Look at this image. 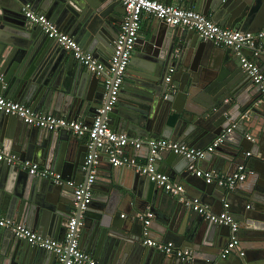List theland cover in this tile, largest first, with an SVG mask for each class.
I'll return each mask as SVG.
<instances>
[{
	"label": "water",
	"instance_id": "obj_1",
	"mask_svg": "<svg viewBox=\"0 0 264 264\" xmlns=\"http://www.w3.org/2000/svg\"><path fill=\"white\" fill-rule=\"evenodd\" d=\"M185 1L223 28L264 32V0ZM25 5L45 14L100 59V53L110 56L122 4L117 0H0V73L6 98L34 111L79 118L90 126L97 109L109 100L103 79L78 67L71 53L27 21L22 12ZM143 52V62L130 58L118 101L104 115L108 125L130 137L166 139L199 149L221 137L215 151L206 153L200 163L225 175L246 167L248 181L238 182L233 189L205 183L188 169L187 159L172 152H160L156 158L165 160L163 171L182 185L194 187L195 195L217 207V213L236 196L243 207L256 212L235 218L245 255L233 260L219 257L228 240V227L203 219L146 176L111 165L107 174L95 176L91 204L81 214L80 247L98 264H264V99L260 85L249 83L232 49L163 22ZM170 69V80L165 82ZM0 149L61 174L65 184L59 185L0 162V213L38 235L62 240L75 210L74 186L85 185L91 170L84 168L89 151L82 137L33 127L0 111ZM146 212L152 217L145 237L140 217ZM150 237L191 251V259L181 261L147 247L143 241ZM55 262L52 252L14 237L0 238V264Z\"/></svg>",
	"mask_w": 264,
	"mask_h": 264
},
{
	"label": "built area",
	"instance_id": "obj_2",
	"mask_svg": "<svg viewBox=\"0 0 264 264\" xmlns=\"http://www.w3.org/2000/svg\"><path fill=\"white\" fill-rule=\"evenodd\" d=\"M119 2L123 6L124 13L107 63L98 60L91 53L84 50L72 36L62 32L47 16L35 12L30 5L23 7L22 12L27 21L37 26L48 38L56 41L66 52L71 53L73 58L85 70L103 79L109 100L104 106L97 109L94 120L89 126L81 120H70L34 111L24 104L0 96V111L6 115L18 117L24 123L33 127L43 128L48 131L65 130L72 135L85 137L89 152L84 161V168L91 167L87 183L74 186L73 203L75 210L72 212L62 240L40 236L2 215H0V232L7 231L18 240L25 241L41 250L52 252L56 257L55 264H98L90 254L82 251L79 245V238L80 230L83 226L81 214L92 198V184L99 162L97 151L102 150L107 155L111 167H127L146 176L150 182L161 187L170 196L177 198L203 219L219 226L228 227V240L221 251L220 257L226 258L234 252L239 257H242L244 252L240 248L239 224L227 210L228 205L224 204V208L220 213L213 212L210 206L202 203L200 199L187 197L183 185L172 181L167 174L159 172L155 166L158 153L172 152L187 159L189 161L188 169L196 177L203 179L205 183L214 182L218 186L233 189L238 182H243L247 177V171L243 165L239 166L232 175L206 171L199 166L204 155L215 150L221 142V137H217L204 149L193 148L186 144L166 139L134 138L126 133L113 130L108 125L104 115L118 101L126 69L139 36L143 16H152L156 20L165 23L168 27L194 31L204 41L211 42L218 47L232 49L238 57L241 70L249 76L252 84L260 85L262 99H264V76L260 68L243 52L246 50L251 51L252 57L256 58L264 48V32L253 33L243 32L239 29L223 28L193 8L166 4L160 0H119ZM171 72L172 69L169 70V75L165 78V82L170 80ZM0 87H6L1 73ZM241 118H246V114L242 115ZM230 130L229 128L226 132ZM127 147H131L134 150L144 147L147 149V156L143 161H139L125 152ZM94 149L95 152H91ZM248 155L247 153L246 156ZM0 162L18 167L29 175L48 179L54 184H65L61 174L41 168L31 160L21 159L10 151L0 149ZM67 183L72 185V182ZM151 217L152 214L150 212H146L140 217L143 221V235L145 237L148 235L147 225ZM143 244L167 256H175L181 261H188L192 257L191 251L181 250L170 242L162 243L147 238L143 241Z\"/></svg>",
	"mask_w": 264,
	"mask_h": 264
},
{
	"label": "crops",
	"instance_id": "obj_3",
	"mask_svg": "<svg viewBox=\"0 0 264 264\" xmlns=\"http://www.w3.org/2000/svg\"><path fill=\"white\" fill-rule=\"evenodd\" d=\"M117 1H119V0H117ZM168 4H173V5H176L177 4V6H179V7H183V8H189V6L186 4V1L185 0H180L178 3H168ZM123 13H124V10H123ZM45 15V14H44ZM46 16V15H45ZM122 17H123V14H122V16H121V20H122ZM208 18H210V17H208ZM50 19V18H49ZM27 22V21H26ZM161 25V22L160 21H158V20H156L155 18H153L152 16H147V15H145V16H143L142 17V21H141V29H140V32H139V36H138V39H137V41H136V44H135V47H134V49H133V52H132V56H134V60L135 61H137V62H143L144 60V56H145V54H144V48H145V46L147 45V43L149 42V40H150V38L152 37V36H154L155 35V33H156V30L159 28V26ZM58 27V26H57ZM59 29H60V27H58ZM61 30V29H60ZM62 31V30H61ZM63 32V31H62ZM248 32H252L251 30H249ZM259 32H262V31H259ZM64 33H66V32H64ZM67 34V33H66ZM78 43V42H77ZM79 44V43H78ZM84 49V48H83ZM85 50V49H84ZM111 53H112V50H111ZM111 53H110V56H111ZM245 55H247L248 56V58L249 59H251L259 68H260V70H261V72H263L264 73V48L262 49V51H260V53L258 54V56L256 57V58H254V57H252V55H251V51H244L243 52ZM107 55H108V53H107ZM109 56V55H108ZM108 56H106L105 54H103V53H100V55H99V58L100 59H98V60H100V61H106V62H108V60H109V58H110V56H109V58H108ZM132 56H131V58H132ZM74 61H75V63H77L76 65L78 66V67H82V66H80V64L74 59V58H72ZM241 68V67H240ZM242 71V70H241ZM243 72V71H242ZM244 73V72H243ZM245 77H246V79H248V81H250L249 83H251V80H250V78H249V76L246 74V75H244ZM3 77H4V75H3ZM125 80V79H124ZM7 93H8V91H7V89H6V87L5 88H1L0 87V96H2V97H4V98H6L7 97ZM6 99H8V98H6ZM10 100V99H9ZM42 113H44V112H42ZM53 115H55V116H58V115H56V114H53ZM59 117H62V116H59ZM63 118H65V117H63ZM65 119H67V118H65ZM71 120V119H70ZM75 120V119H74ZM76 120H80L79 118L78 119H76ZM84 123V122H83ZM86 125H89L88 123H85ZM135 138V137H134ZM82 139H83V141H84V143H85V145H86V143H87V139L85 138V137H82ZM211 143H209L207 146H209ZM206 146V147H207ZM215 150H213V152H214ZM129 156H131V157H134V158H136L137 160H139V161H143L144 160V158L147 156V149L146 148H141V149H139V150H134V149H132L131 147H127L126 148V151H125ZM213 152H211V153H213ZM97 153H98V156H99V162H98V165H97V167H96V176L97 175H103V174H107L108 172V165H110L109 164V162H108V158H107V155L105 154V152L104 151H102V150H98L97 151ZM28 160H31V161H33L34 163H36L37 164V162L36 161H34V160H32V159H30V158H27ZM247 161V160H246ZM164 163H165V160L164 159H161V160H158L157 158H156V160H155V166H156V168H157V170L159 171V172H161V173H165V174H167L168 175V173L167 172H165V171H163L162 169L164 168ZM162 164V165H161ZM199 166H200V168L201 169H203V170H206V171H212V170H210V169H206L205 167H206V163H200L199 164ZM48 169V168H47ZM245 169H246V167H245ZM48 170H50V169H48ZM246 171H247V169H246ZM213 172H216V173H218V174H224V173H220V172H217V171H213ZM57 173V172H56ZM60 174V173H59ZM225 175V174H224ZM169 177H170V175H168ZM171 178V177H170ZM171 180L172 181H174L175 183H178V184H181V183H179L178 181H175L173 178H171ZM245 182H247L248 180H247V177H246V179L244 180ZM98 184V183H97ZM96 184V182H95V185H97ZM182 185V184H181ZM98 186V185H97ZM101 188L104 186V184H100L99 185ZM183 187H184V189H185V193H186V195H187V197H194V198H198V199H200V201L202 202V203H204V204H207V203H205L203 200H202V198L200 197V196H198V195H195V188L194 187H192V186H188V185H183ZM94 195V192L92 191V196ZM241 199H240V196H236L235 197V199H233V201H232V203H230V201H228V203H223V204H228V207H229V213L231 214V216L235 219L236 217L237 218H240V217H242V215H252V213L253 214H256V212L255 211H252L251 210V208H250V210H249V207L247 206L246 208L245 207H243V205H242V202L240 201ZM91 204V201H90V203L88 204V205H90ZM208 205V204H207ZM209 206H210V208H211V210L213 211V212H215V213H217V207H214L213 205H210L209 204ZM247 211H249V214H248V212ZM251 211V212H250ZM235 212V213H234ZM0 215H2V216H4V214L3 213H0ZM121 217H124V213L121 215ZM237 221V220H236ZM238 222V221H237ZM238 224H239V222H238ZM239 230H240V227H239ZM36 233V232H35ZM238 234H239V232H238ZM41 236V235H40ZM11 238V239H13V236L9 233V232H7V231H2V232H0V238ZM48 238V237H47ZM149 239H151V240H153V241H156V240H154L152 237H150ZM227 239H228V237H227ZM239 240H240V236H239ZM170 243H172L175 247H177V248H179L176 244H174L173 242H170ZM226 244V243H225ZM79 245H80V238H79ZM81 248V247H80ZM240 248H241V250L243 251V252H245L246 251V249H245V245H244V243L240 240ZM82 249V248H81ZM180 249V248H179ZM182 250V249H181ZM82 251H84L83 249H82ZM186 251H189V250H186ZM221 251L222 250H220L219 252H220V254H221ZM84 252H86V253H88V254H90L89 252H87V251H84ZM220 254H219V257H220ZM91 255V254H90ZM245 255V254H244ZM243 255V256H244ZM238 255H237V253L236 252H234L232 255H230V256H228L227 257V260H233L235 257H237Z\"/></svg>",
	"mask_w": 264,
	"mask_h": 264
}]
</instances>
